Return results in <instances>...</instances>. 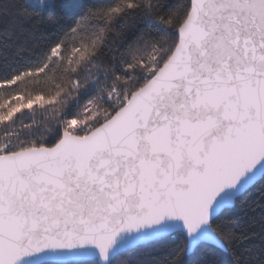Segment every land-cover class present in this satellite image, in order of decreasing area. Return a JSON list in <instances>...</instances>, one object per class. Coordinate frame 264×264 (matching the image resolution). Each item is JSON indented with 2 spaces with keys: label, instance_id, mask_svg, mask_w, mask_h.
<instances>
[{
  "label": "snow or ice",
  "instance_id": "1",
  "mask_svg": "<svg viewBox=\"0 0 264 264\" xmlns=\"http://www.w3.org/2000/svg\"><path fill=\"white\" fill-rule=\"evenodd\" d=\"M71 8L0 0V264H264V0Z\"/></svg>",
  "mask_w": 264,
  "mask_h": 264
},
{
  "label": "trees",
  "instance_id": "2",
  "mask_svg": "<svg viewBox=\"0 0 264 264\" xmlns=\"http://www.w3.org/2000/svg\"><path fill=\"white\" fill-rule=\"evenodd\" d=\"M26 2H31L36 4L37 6H39L40 4V0H26ZM65 3H70L72 5L70 14H75L76 12L79 11L80 6H82L85 3L88 2H96V3H110L111 0H64ZM36 41L37 42H42V37L40 36V34H37L36 36ZM3 61L0 60V64H2ZM258 196V190L257 189H253L251 191V193L248 195V197L246 199L251 200V199H255ZM237 216L240 217V219L237 221V223L242 227L244 222L247 220V217L243 215V212L240 211L238 209L237 211ZM161 253H157V255H160Z\"/></svg>",
  "mask_w": 264,
  "mask_h": 264
}]
</instances>
